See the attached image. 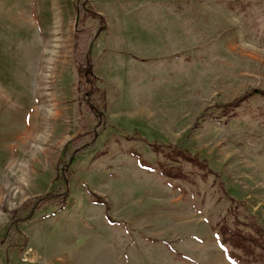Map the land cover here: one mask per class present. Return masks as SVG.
<instances>
[{"label": "rangeland", "instance_id": "1", "mask_svg": "<svg viewBox=\"0 0 264 264\" xmlns=\"http://www.w3.org/2000/svg\"><path fill=\"white\" fill-rule=\"evenodd\" d=\"M44 1L0 0V264H264L221 231L264 225V96L238 102L264 89V0H50L42 36ZM21 47L38 52L35 85L10 70Z\"/></svg>", "mask_w": 264, "mask_h": 264}, {"label": "trees", "instance_id": "2", "mask_svg": "<svg viewBox=\"0 0 264 264\" xmlns=\"http://www.w3.org/2000/svg\"><path fill=\"white\" fill-rule=\"evenodd\" d=\"M90 9V5L88 6V8L86 9V14L91 16V15H96L95 13H93L92 11L89 10ZM81 17H82V12L79 11V19L78 22L80 23L81 21ZM90 40V35H89V29H77L75 31L74 34V38H73V44H72V48H73V55H72V59H73V64L76 67L78 76H79V80H78V84L76 86L77 90V98L78 100H83L82 98V93H84L85 90H87L88 92H92L93 91V78L90 77V75L87 73L88 72V68L89 66H93V61L91 60V58L88 56V42ZM254 94H258V95H262L264 96V89H254L252 91H247L245 93H243L241 95V97H239L238 102H242L245 99H248V97L253 96ZM87 105H89L87 103ZM86 134H79L77 136V138L73 139V141L71 142L73 145V148H78L77 142L78 141H82L85 138ZM153 150L155 151L154 147ZM158 151H155V153H161V156L164 158H167L169 161H176L178 160L179 162H183V163H190L191 166L193 167H198L200 168V170H202L204 173L206 174H213L215 176V180L217 179L218 184L222 185V182L218 179V175L215 171H213L212 169L208 168L207 162L203 159H200L198 156H194V155H190L187 153L186 149H182V148H169V146L164 147V150L167 151H163L160 152V149L157 148ZM171 174L177 173L179 174L180 177H185V179L188 178V173H186L185 171L182 170V168L179 166V168L176 171H171ZM176 175V174H175ZM45 199V198H44ZM40 201V205L38 204L37 208L42 207L45 203H51L56 207H61L64 205L65 203V195L62 196H58L57 199L55 198L54 200L50 201L48 199ZM231 200H233L232 197H230ZM98 202L101 201V203H104V200H101L98 197ZM45 202V203H43ZM244 212L247 213V211L244 209ZM246 213L245 216H246ZM252 223V222H251ZM225 227V226H224ZM224 227L221 226V231L224 235V237L228 240V242H230L232 245L236 246V247H241V250L244 251L245 253V249L248 250H252L250 251L251 253L254 252L253 250L256 249V247H259L260 251H264V225L259 224V223H254L252 225V231H253V235L251 234H243V233H239L240 235L242 234V236L239 237V235L237 234L235 237L228 236L225 231H224Z\"/></svg>", "mask_w": 264, "mask_h": 264}, {"label": "crops", "instance_id": "3", "mask_svg": "<svg viewBox=\"0 0 264 264\" xmlns=\"http://www.w3.org/2000/svg\"><path fill=\"white\" fill-rule=\"evenodd\" d=\"M70 1H71V6H72L73 0H70ZM49 2H50V0H45L44 3L45 4H48V5L45 6L44 9L42 7H39V9H37L35 11V15L33 16V18L35 19V22H36V27H38V31H39V33L42 36H43V34L48 35L44 31V27H45L46 22L48 20H51V21L54 20L53 19V11L51 10V7H50L52 1L50 3ZM37 3H38V1H37ZM28 11H30V7H28ZM54 13L57 14L55 12V10H54ZM65 16H66V14H65ZM36 33H37V31H36ZM13 35H17V33L15 32V34L13 33ZM34 37H37V36L35 35ZM24 39H27V38H24ZM35 47H36V44H35ZM20 50H21L20 54H18V56L16 57V59L19 58L17 60V62H15V60H13V63L11 62V69H10L11 72H18L17 69L20 70L17 75L16 74H13L14 80L16 79L15 83L18 82L17 84L19 85L21 83V81H22L25 85H35L36 75L39 74V73H41V72H39V70L41 69V65L38 64L39 62L37 63V61H39L38 52L35 53V52L27 51V50H25L22 47L20 48ZM11 53H12V50L9 51V56L10 57H7L8 60L12 56ZM12 57H15V55L12 56ZM36 59H37V61H36ZM71 61H72V59H71ZM15 67L17 69H15ZM6 68H7V66H5V69ZM58 71H59V69H58L57 66H55V69H52V73L53 74H57ZM50 72H51V70H50ZM20 74L23 75V79L22 80L17 79L18 78V75H20ZM31 75H33V76H31ZM20 85H23V84H20Z\"/></svg>", "mask_w": 264, "mask_h": 264}]
</instances>
